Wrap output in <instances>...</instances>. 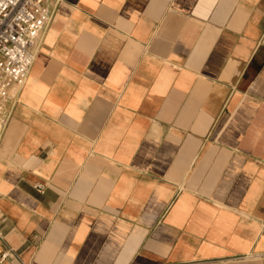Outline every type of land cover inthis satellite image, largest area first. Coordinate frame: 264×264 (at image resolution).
I'll return each instance as SVG.
<instances>
[{"label":"crops","instance_id":"crops-1","mask_svg":"<svg viewBox=\"0 0 264 264\" xmlns=\"http://www.w3.org/2000/svg\"><path fill=\"white\" fill-rule=\"evenodd\" d=\"M49 6L0 142V264H264V0Z\"/></svg>","mask_w":264,"mask_h":264},{"label":"built area","instance_id":"built-area-1","mask_svg":"<svg viewBox=\"0 0 264 264\" xmlns=\"http://www.w3.org/2000/svg\"><path fill=\"white\" fill-rule=\"evenodd\" d=\"M53 13L49 0H0V142L35 62L33 45Z\"/></svg>","mask_w":264,"mask_h":264}]
</instances>
